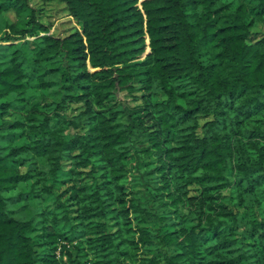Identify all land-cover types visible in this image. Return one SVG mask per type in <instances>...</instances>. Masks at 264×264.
<instances>
[{"label": "trees", "instance_id": "1", "mask_svg": "<svg viewBox=\"0 0 264 264\" xmlns=\"http://www.w3.org/2000/svg\"><path fill=\"white\" fill-rule=\"evenodd\" d=\"M59 239L264 264V0H0V264H63Z\"/></svg>", "mask_w": 264, "mask_h": 264}, {"label": "rangeland", "instance_id": "2", "mask_svg": "<svg viewBox=\"0 0 264 264\" xmlns=\"http://www.w3.org/2000/svg\"><path fill=\"white\" fill-rule=\"evenodd\" d=\"M32 2L36 3L37 0H31ZM39 2L41 0H38ZM45 9L46 12L48 14V19L51 20V22L53 23L51 26V30H53L54 32H58V33H64L66 31H68L71 26L75 23L74 21L71 20V18L68 17V15H66V12L64 10H56V8H52V5H45ZM8 17L11 18V15L7 14ZM132 179H135V176L133 175ZM135 184L137 183L138 180H134ZM75 243V240L72 241H68L67 239H59L58 240V244H57V248L60 246L59 249V253L57 251V248L55 249V252L58 256L62 255V259L64 261V259L66 258V255L64 253L65 249H64V245L68 246ZM62 253V254H61ZM67 261V260H66ZM65 262V261H64ZM63 262V264H64Z\"/></svg>", "mask_w": 264, "mask_h": 264}, {"label": "built area", "instance_id": "3", "mask_svg": "<svg viewBox=\"0 0 264 264\" xmlns=\"http://www.w3.org/2000/svg\"><path fill=\"white\" fill-rule=\"evenodd\" d=\"M58 248H60V246H59ZM58 248H57V251H58V253H59V249H58ZM64 261H65L64 264H66V262H67L66 259H64Z\"/></svg>", "mask_w": 264, "mask_h": 264}]
</instances>
